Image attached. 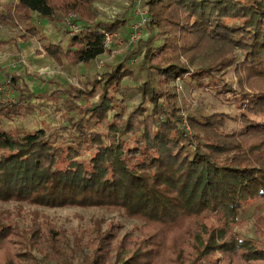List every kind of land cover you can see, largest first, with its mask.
I'll list each match as a JSON object with an SVG mask.
<instances>
[{
	"label": "trees",
	"instance_id": "obj_1",
	"mask_svg": "<svg viewBox=\"0 0 264 264\" xmlns=\"http://www.w3.org/2000/svg\"><path fill=\"white\" fill-rule=\"evenodd\" d=\"M141 1L146 39L88 90L64 91L69 116L54 132L9 126L24 100L46 99L9 81L19 96L0 103V264H264V0ZM67 15L77 31L47 41L37 19ZM0 24L74 66L127 22L97 19L91 0H0ZM186 81L235 111L188 109ZM66 208L123 222L95 217L70 235L36 210Z\"/></svg>",
	"mask_w": 264,
	"mask_h": 264
},
{
	"label": "rangeland",
	"instance_id": "obj_2",
	"mask_svg": "<svg viewBox=\"0 0 264 264\" xmlns=\"http://www.w3.org/2000/svg\"><path fill=\"white\" fill-rule=\"evenodd\" d=\"M91 1L93 8L96 10L97 19L110 22L117 19H125L127 24L118 34L115 33L116 37L107 44L108 51L87 65L78 64L72 66L66 62L63 65H58L51 58L40 52V42H38L37 38L22 39L19 36L22 34L21 31L0 24V41H4L3 44H0V84L10 86L9 81L15 79V86L18 87L19 91L24 92V90H27L32 95L44 94L46 98L24 100L19 109L21 112L12 115L13 119L9 121V126H15L27 131L42 129L48 133L62 127L69 116L65 112L66 107L63 106L67 98V93L64 91L73 94V90L70 92L72 87L75 88L74 94L78 95L76 91L88 90L90 87L89 83L93 78L97 77L99 73H102L118 58L129 57V53L136 48L138 41L146 39L147 31L144 26L146 19L143 25H138L140 19L135 13L137 10H145L141 0ZM67 16L59 18L55 25L47 20L37 19L36 25L46 35L47 41L53 42L57 30L68 29L71 32L70 24L72 22L67 20V18H76L74 15ZM135 30L136 35H133ZM65 41V38L61 39L63 46L66 45ZM20 60L24 61V63L16 65L14 69L10 68L11 65L18 63ZM138 62L139 59L135 64ZM13 87H11L12 97L16 100L19 93ZM176 87L179 100L184 102L190 110L198 109L208 113L224 111L230 114L235 111L232 107L226 105L224 101H218L209 92L199 89L196 85L190 84L189 81H186L185 84L177 82ZM55 91H59V93L53 94L54 97L52 98L50 94L55 93ZM24 93L26 94V92ZM90 99L92 100L93 98L90 97ZM0 103L2 106L7 107L12 104L8 102V98L5 96L0 97ZM136 103L137 98L135 97L128 98L126 102L128 108H131ZM36 210L43 217L46 216L51 224L65 229L70 235L76 231L79 233L84 227L88 226L91 218L103 217L107 222L112 219L122 221L118 216L98 210L74 208ZM207 221L209 222L210 220ZM240 234L252 237L251 224L246 221L240 229ZM74 264H80L78 257H75Z\"/></svg>",
	"mask_w": 264,
	"mask_h": 264
},
{
	"label": "built area",
	"instance_id": "obj_3",
	"mask_svg": "<svg viewBox=\"0 0 264 264\" xmlns=\"http://www.w3.org/2000/svg\"><path fill=\"white\" fill-rule=\"evenodd\" d=\"M135 13L140 19V21L138 22V25H140V24L143 25L145 19H147L146 11L145 10H143V11L137 10ZM67 20L71 21V18L69 17V18H67ZM70 27H71L70 28L71 32L77 31V26L70 24ZM136 28H137V25H136ZM136 30L133 32V35H136ZM114 37H116V34H107L106 35V43L109 44ZM137 39H138V37H137ZM20 63H24V61L20 60L18 63L11 65L10 68L14 69V68H16V65H18ZM0 64H1V57H0ZM2 96H5L6 98H8V102L14 103L16 101L12 97V88L9 85L0 84V97H2Z\"/></svg>",
	"mask_w": 264,
	"mask_h": 264
}]
</instances>
